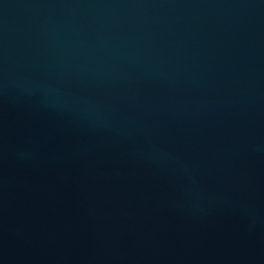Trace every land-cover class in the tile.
<instances>
[{
	"label": "water",
	"instance_id": "1",
	"mask_svg": "<svg viewBox=\"0 0 264 264\" xmlns=\"http://www.w3.org/2000/svg\"><path fill=\"white\" fill-rule=\"evenodd\" d=\"M0 264H264V0H0Z\"/></svg>",
	"mask_w": 264,
	"mask_h": 264
}]
</instances>
